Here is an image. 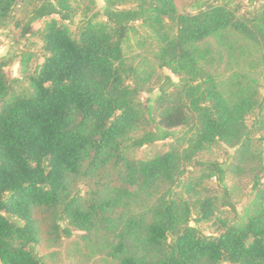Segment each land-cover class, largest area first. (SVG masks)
I'll use <instances>...</instances> for the list:
<instances>
[{"label":"trees","instance_id":"obj_1","mask_svg":"<svg viewBox=\"0 0 264 264\" xmlns=\"http://www.w3.org/2000/svg\"><path fill=\"white\" fill-rule=\"evenodd\" d=\"M248 1L104 0L73 29L69 0H0V29L44 57L18 77L0 58V264H50L39 247L77 233L98 264H264V0ZM218 147L234 152L202 157ZM228 173L251 178L243 215Z\"/></svg>","mask_w":264,"mask_h":264},{"label":"rangeland","instance_id":"obj_2","mask_svg":"<svg viewBox=\"0 0 264 264\" xmlns=\"http://www.w3.org/2000/svg\"><path fill=\"white\" fill-rule=\"evenodd\" d=\"M71 5L76 8L77 13L75 16V23L72 25L73 29L76 23L83 18L89 16L93 11L100 9L104 6V0H69ZM199 0H175L177 8L181 12L193 11V3ZM230 7L237 9L239 13L245 11L251 6L248 0H219ZM126 6H132V3H128ZM94 9L93 11L91 9ZM45 24L44 21H40L34 24V27L41 28ZM147 35L145 29H140V33L132 37V49L131 53L134 55H139L145 53V48L143 49L140 42V37ZM42 40L38 35H30L23 37L21 35V28L17 27L15 24L9 25L7 28L0 29V58L13 59V63L9 65L6 69L8 73L13 77L20 76L21 70V58L23 56L30 57L29 65L30 69L33 70L36 65L40 64L43 60L42 51ZM164 72L169 73L168 70ZM253 75L258 79L261 86V93L264 94V75L262 68H254L252 71ZM160 90L155 88L150 93H142V100L146 103H154L155 99L159 95ZM167 144L163 142L158 143L155 147H145L140 150L139 155L142 157H150L155 152L159 150H165ZM234 150L230 148H213L209 151L203 153L202 157L205 159H220L226 160ZM227 183L231 187L232 200L236 206L240 215L244 214L246 207L250 205L254 199V192L252 189V181L249 176L235 177L231 173L227 174ZM208 185L219 193L217 189L216 179L208 181ZM225 208L218 212V216L230 217V211H226ZM217 223L206 222L201 224V229L206 233H211L215 231ZM40 254H45L46 259L50 264H98V259L96 257L89 258L87 250H85V245L81 241L79 234L77 233L73 238H63L62 243L56 247L44 249V247H39Z\"/></svg>","mask_w":264,"mask_h":264}]
</instances>
